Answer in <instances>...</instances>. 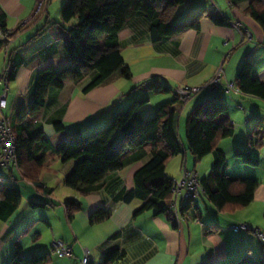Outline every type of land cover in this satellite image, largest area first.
<instances>
[{"label":"crops","instance_id":"1","mask_svg":"<svg viewBox=\"0 0 264 264\" xmlns=\"http://www.w3.org/2000/svg\"><path fill=\"white\" fill-rule=\"evenodd\" d=\"M253 0H185L177 10L175 22L183 23L206 13L199 30L153 41L151 23L143 13L134 14L119 32V43L131 79L115 75L107 84L85 94L92 78L76 84L67 80L63 89L49 91L45 108L30 115L38 74L52 67L60 70L69 65L66 50L67 28L62 20L66 0H0V15L10 42H6L0 26V72L11 65L16 72L9 85L6 117L11 119L18 137L44 134L49 142H37L34 158H44L42 183L49 192L40 191L25 179L18 167L0 171V182L17 188L22 199L19 207L6 220L0 218V264H9L18 247L23 258L47 254L48 264H81L86 250L90 264H103L107 253H125L113 264H260L264 261V242L253 231L235 232L239 223L249 224L264 233V162L253 156V129L264 131L262 99L240 92L227 91L235 82L244 61L254 65L253 75L264 82V32L245 11ZM228 18L231 25L214 24L210 15ZM8 48V50H7ZM222 71L221 93L228 105L235 135L219 142L226 157L224 173L232 177L252 178L259 182L253 203L232 215L220 214L202 193L197 203L181 208L179 224L171 220L170 212L150 210L136 212L142 202L125 201V195L135 188V174L151 158L148 148L126 152L124 168L109 174L96 192L83 195L70 189L65 182L73 172L76 160L63 162L59 148L80 130L83 135L109 126L117 113L134 102H144L141 114L150 118L163 105L172 104L179 111L178 134L185 155L171 159L165 176L180 181L184 172H197L203 178L210 173L214 154L196 164L188 150L186 121L195 107L217 92L204 90L183 107L176 103V89L182 86L199 87L211 82ZM167 87L168 94L158 95L154 86ZM176 103V104H175ZM20 112L27 115L21 121ZM63 128L57 130L55 125ZM241 139L233 143L238 133ZM254 131V130H252ZM252 133V132H251ZM118 131L111 145L121 138ZM231 140V141H230ZM48 151H47V147ZM248 150L261 160L253 170L241 160L236 150ZM261 157V156H260ZM180 166L182 173L175 172ZM191 167L192 169H189ZM262 170V171H260ZM198 173V172H197ZM199 179L200 178V174ZM207 175V176H205ZM77 201L80 210L73 219L68 216L66 203ZM32 203L43 205L34 208ZM171 203V202H170ZM170 203L159 202V208L169 209ZM105 211L109 217L91 223L96 212ZM65 243L71 257L57 254L54 242Z\"/></svg>","mask_w":264,"mask_h":264},{"label":"trees","instance_id":"2","mask_svg":"<svg viewBox=\"0 0 264 264\" xmlns=\"http://www.w3.org/2000/svg\"><path fill=\"white\" fill-rule=\"evenodd\" d=\"M184 3L185 0H66L62 9V20L68 26L66 50L70 62L63 69L49 67L38 74L29 114L34 116L42 112L49 91L63 89L67 80L80 84L92 78L84 90L87 94L107 84L117 74L131 79V71L122 56L119 32L136 13H143L150 21L151 38L155 42L190 29L199 30L206 13L183 23L175 22L177 10ZM245 15L252 18L264 32V0H253ZM4 18V15H0L3 36L10 38ZM209 18L218 26L231 25V21L223 16L213 14ZM8 66L11 65L5 67ZM253 70V63L249 60L244 61L237 74L236 88L244 95L264 100V82L253 75ZM15 75L12 67L11 82ZM153 91L158 95L170 92L167 87L158 85L153 87ZM176 103L179 104L177 97ZM144 104L132 102L125 111L117 113L113 122L103 129L86 135L80 130L73 132L71 139L57 151L63 162L77 161L65 182L68 188L83 195L96 192L109 174L124 168L123 159L126 152L148 148L151 158L135 174V188L126 193L125 201L139 199L142 202L141 208L136 212L137 215L150 210L171 213L170 209L159 208L158 205L159 202L169 204L173 201L172 189L175 181L166 178L165 170L172 158L185 155L177 128L179 111L172 104H167L159 108L153 117L143 118L141 111ZM26 115L20 112L19 121ZM55 127L57 130L63 128L60 123ZM118 131L122 135L117 145L113 147L111 142ZM13 133L17 142L18 169L25 179L40 191L49 192L41 179L45 159L43 157L36 159L32 155L37 142L48 144L49 141L42 133L34 137H18L14 129ZM261 134L262 131L258 128L254 129L253 136H258L259 143H253V137L250 139L252 147L259 150L264 148V136ZM234 135L235 126L229 118L228 105L221 93H216L198 104L186 121L187 146L196 164L209 155L215 156V162L207 177L199 179L197 172H190L197 174L199 182V196L193 203H197L203 193L217 211L225 215L235 214L250 206L259 186V182L252 178L232 177L224 173L226 157L218 149V145L220 141ZM48 148L49 146L47 151ZM235 155L249 167L261 166V160L255 159L248 150H236ZM21 199L22 194L17 188L0 182V218L8 219L19 207ZM32 206L43 207L38 203H32ZM66 207L70 219H73L75 213L80 210L77 201H68ZM108 217L107 212L99 211L91 216L90 222L99 223ZM254 230L256 229L252 228L250 231ZM21 254L22 250L18 247L9 264L49 263L47 254L30 259L23 258ZM124 256L125 253L113 250L105 255L103 264H113ZM260 264H264V261Z\"/></svg>","mask_w":264,"mask_h":264},{"label":"built area","instance_id":"3","mask_svg":"<svg viewBox=\"0 0 264 264\" xmlns=\"http://www.w3.org/2000/svg\"><path fill=\"white\" fill-rule=\"evenodd\" d=\"M4 38L6 42H10L8 37L4 36ZM11 73V66L4 67V69L0 72V168L18 166L17 142L13 133L11 120L4 114V111L7 108ZM221 77L222 71H219L217 77L205 85L199 87L182 86L177 88L175 93L177 99L179 100V107H183L204 90L219 93L221 91ZM227 91L239 92L236 88L235 82L227 84ZM172 192L174 194V199L169 206L171 211V220L175 224H179L181 208L193 203L199 196V182L197 174H191L190 172L185 171L182 180L174 183ZM232 229L235 232L241 233L243 231H250L252 228L246 223H241L234 225ZM254 233L261 241L264 242V234L259 229L254 230ZM53 246L57 254L64 257L72 256L71 249L67 247L65 243L56 241ZM81 264H90L89 250L85 251Z\"/></svg>","mask_w":264,"mask_h":264},{"label":"rangeland","instance_id":"4","mask_svg":"<svg viewBox=\"0 0 264 264\" xmlns=\"http://www.w3.org/2000/svg\"><path fill=\"white\" fill-rule=\"evenodd\" d=\"M263 101V100H262ZM256 103L258 104V103H260V104H264V101L263 102H259L258 100H256ZM260 111L262 112V113H264V109H260ZM263 125H264V123H263ZM254 128V125H252V127H251V130H250V133H249V136L251 135V137H253L252 139H253V143H259V141H257V139H258V136H253V131L252 130H254L253 129ZM260 131H262V134H261V136H264V131H263V129H261V127H259L258 128ZM252 132V133H251ZM237 134H239V136H236V138L233 140V143H238V141H240V139H241V133L239 132V130H238V133ZM260 136V137H261ZM233 138V137H232ZM229 139H231V138H229ZM225 140V139H224ZM231 141V140H230ZM263 142H264V138H263ZM251 143V142H250ZM246 148H250L251 150H252V152H253V156H255V157H259V158H262V160H263V162H264V148L262 149V150H259V148H256V147H252V145H246L245 146ZM261 156V157H260ZM254 157V158H255ZM255 159H258V158H255ZM5 168H0V171H2V172H5V170H4ZM189 169H192L191 167H189ZM253 170H250V171H259V170H255V168H252ZM173 170L175 171V172H177V170L179 171V173H182V171H181V169H180V166L178 167H176V166H174V168H173ZM260 171H262V170H260ZM197 172L200 174V178H203V175H201V172H200V169H198L197 170ZM210 172V171H209ZM209 173H207V175H208ZM207 175H205V176H207ZM182 180V179H181ZM180 180V181H181ZM176 182V181H175ZM247 208V207H246ZM245 209V208H244ZM239 224H241V223H239ZM243 224V223H242ZM54 242V241H53Z\"/></svg>","mask_w":264,"mask_h":264}]
</instances>
